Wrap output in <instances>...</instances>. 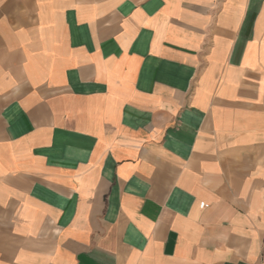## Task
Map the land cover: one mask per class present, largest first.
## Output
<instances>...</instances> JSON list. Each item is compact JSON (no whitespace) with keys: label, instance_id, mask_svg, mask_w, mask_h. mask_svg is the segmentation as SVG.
<instances>
[{"label":"crops","instance_id":"1","mask_svg":"<svg viewBox=\"0 0 264 264\" xmlns=\"http://www.w3.org/2000/svg\"><path fill=\"white\" fill-rule=\"evenodd\" d=\"M0 264H264V0H0Z\"/></svg>","mask_w":264,"mask_h":264}]
</instances>
